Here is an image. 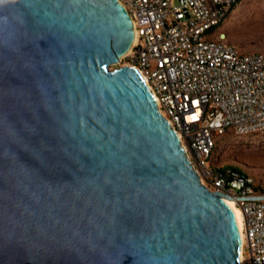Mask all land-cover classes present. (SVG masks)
<instances>
[{
  "label": "water",
  "instance_id": "obj_1",
  "mask_svg": "<svg viewBox=\"0 0 264 264\" xmlns=\"http://www.w3.org/2000/svg\"><path fill=\"white\" fill-rule=\"evenodd\" d=\"M132 32L116 0L0 6V264H237L229 198L108 69Z\"/></svg>",
  "mask_w": 264,
  "mask_h": 264
},
{
  "label": "built area",
  "instance_id": "obj_2",
  "mask_svg": "<svg viewBox=\"0 0 264 264\" xmlns=\"http://www.w3.org/2000/svg\"><path fill=\"white\" fill-rule=\"evenodd\" d=\"M116 1L134 37L124 67L146 87L199 184L238 211L241 256L264 264V178L254 184L206 164L228 132L264 136V53L239 54L218 31L239 0Z\"/></svg>",
  "mask_w": 264,
  "mask_h": 264
},
{
  "label": "rangeland",
  "instance_id": "obj_3",
  "mask_svg": "<svg viewBox=\"0 0 264 264\" xmlns=\"http://www.w3.org/2000/svg\"><path fill=\"white\" fill-rule=\"evenodd\" d=\"M218 31L224 33L225 43L239 54L264 53V0H239ZM122 59L109 70L124 67ZM212 170L234 168L257 184L264 178V136L246 134L220 136L207 161ZM243 264L247 259L242 255Z\"/></svg>",
  "mask_w": 264,
  "mask_h": 264
},
{
  "label": "bare ground",
  "instance_id": "obj_4",
  "mask_svg": "<svg viewBox=\"0 0 264 264\" xmlns=\"http://www.w3.org/2000/svg\"><path fill=\"white\" fill-rule=\"evenodd\" d=\"M133 42H134V37H132V41H131L130 46L132 45ZM128 50L125 53V55L128 53ZM228 204L231 205L232 212H233V217H234V222H235V226H236V231H237V254H236L237 256H236V261H237V264H243V260H242L243 258L241 256V246L242 245H241V235H240V217H239L238 211L233 208L232 203H228Z\"/></svg>",
  "mask_w": 264,
  "mask_h": 264
},
{
  "label": "clouds",
  "instance_id": "obj_5",
  "mask_svg": "<svg viewBox=\"0 0 264 264\" xmlns=\"http://www.w3.org/2000/svg\"><path fill=\"white\" fill-rule=\"evenodd\" d=\"M17 0H0V6H3L4 4H15Z\"/></svg>",
  "mask_w": 264,
  "mask_h": 264
},
{
  "label": "trees",
  "instance_id": "obj_6",
  "mask_svg": "<svg viewBox=\"0 0 264 264\" xmlns=\"http://www.w3.org/2000/svg\"><path fill=\"white\" fill-rule=\"evenodd\" d=\"M233 9V7L231 8V10ZM232 169H234V168H232ZM234 170H236V169H234ZM236 171H238V170H236Z\"/></svg>",
  "mask_w": 264,
  "mask_h": 264
}]
</instances>
